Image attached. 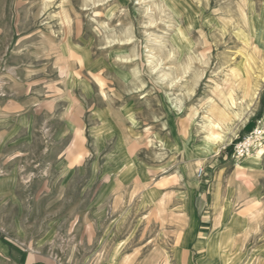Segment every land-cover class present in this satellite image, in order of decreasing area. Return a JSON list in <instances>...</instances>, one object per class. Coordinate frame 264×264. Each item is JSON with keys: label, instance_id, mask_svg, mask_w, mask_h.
<instances>
[{"label": "rangeland", "instance_id": "rangeland-1", "mask_svg": "<svg viewBox=\"0 0 264 264\" xmlns=\"http://www.w3.org/2000/svg\"><path fill=\"white\" fill-rule=\"evenodd\" d=\"M176 2L180 4L0 0V102L15 100L25 106L28 98L41 132L62 128L58 111L66 110L67 138L36 139V147L44 142L51 152L36 155L32 170H26V156H19L16 176L21 182L12 187L17 201H0L2 236L17 235L26 243L47 236L38 250L47 264H99L112 253L116 264H172L170 249L186 226L175 197L186 183L194 195L208 193L214 184L171 182L179 179L176 164L200 156L193 176L183 179H203L206 162L229 160L249 124L264 123V90L258 88L253 98L254 82L264 73V43L256 42L264 36L255 33L264 26L246 17V10L227 6L217 12L212 26L192 31L196 12L186 5L177 10ZM66 38L77 44L97 41L102 61L97 75L87 74L79 57L59 55ZM123 45L125 55L113 56V49ZM74 82L91 85L93 96L83 95L78 87L74 90ZM130 94L142 102V117L132 124L135 130L104 140L115 133L107 122L96 130V142L91 99L100 108L116 109ZM230 97L236 105L225 109ZM208 118L219 128L204 130ZM117 124L128 128L120 117ZM168 132L178 149L160 139ZM206 133L219 137L210 152ZM262 146L253 156L263 155L264 142ZM60 148L62 153L56 155ZM60 162L66 167H57ZM133 167L136 174L121 181L125 169ZM146 189L151 192L146 194H156L148 203L141 198ZM244 206L237 202L233 209ZM220 228L205 239V255L230 264V252L219 244L224 239L231 246L232 237L220 240Z\"/></svg>", "mask_w": 264, "mask_h": 264}, {"label": "crops", "instance_id": "crops-1", "mask_svg": "<svg viewBox=\"0 0 264 264\" xmlns=\"http://www.w3.org/2000/svg\"><path fill=\"white\" fill-rule=\"evenodd\" d=\"M177 1H180V4L176 2L180 6L176 8L177 10L186 5L196 12L197 24L189 29L192 31L197 27L212 26L217 20V12L224 10L227 6L231 8L239 7L246 10V17L250 16L251 19L259 21L264 26V0ZM116 5L122 4L119 1ZM1 27L0 33L2 32ZM260 33L264 36V30H257L255 35H259ZM246 37L248 40L255 42L250 34ZM256 42L257 44L264 43V41H259L258 39H256ZM58 51L61 57H79L82 68L91 76L97 75L99 69L102 67V61L98 54V44L95 40L77 44L71 39L66 38L64 43L59 46ZM126 51L127 49L123 45V47L113 49L112 55L122 56L125 55ZM254 84H256V88L254 87L256 90L258 88L264 90V73L260 75V78H256ZM70 87L74 90L78 87L77 89L83 95L93 96L92 86L88 83L78 85L74 82L70 84ZM91 101L90 116L96 125L93 127L94 135L92 136L96 142L98 140L95 132L105 123L111 122L115 127V133L106 136L104 140L117 139L118 136L122 138V133L126 134L129 129L132 130L135 126L132 124L138 122L140 117H142V102L135 94H130V97L117 105L116 109L100 108L93 104L95 101L92 99ZM33 107L34 104L30 103L28 98L26 99L25 106L15 100H8L5 103L0 102V145L2 153L0 155L2 156L0 160L1 202L8 201L14 203L17 201L12 187L14 182H21L16 176L19 156H26V170H32L36 155L44 156L51 152V146L49 144L45 145L44 142H38L37 144L39 145L36 147V139L44 140L47 137L67 138L66 131L64 130V128L67 129L65 109L62 108L58 111V122L62 123V128L56 130L58 126H54L55 128L52 127L53 130L41 132V130H36L35 119L38 113ZM61 110L63 111L61 112ZM117 117L125 119L128 128L119 126L117 124ZM262 118H264V114ZM165 122L167 125L168 122ZM253 127L254 124L250 123L249 130ZM171 137V134L168 132L167 136L161 135L160 139L170 149H178L172 142ZM116 149L117 147H115ZM182 149L189 156L193 155L192 151L188 148L183 147ZM54 153L56 155L61 154L62 148ZM124 153L126 155L125 149ZM185 159V163L180 165L177 163L174 168L176 171L175 176L179 179H172L170 180L171 182H214V184H212L208 193L194 195L192 186L190 183H186L184 192L175 197L180 206L181 213L185 217L186 226L179 235L177 242L170 249L172 264H219L214 259L205 255V239L215 234L220 226V240L226 236L232 237L231 246H226L224 239L222 245L219 244V249L230 252L228 256L230 264H264V153L260 157L251 156L243 158L238 164L231 157L229 160H225L223 157L221 163H218L217 159L213 163L206 162L204 164L203 179L199 180H195L194 178L184 180L183 177L184 175H190L195 166V161L201 160L200 156L185 157ZM46 165L50 166L48 163ZM62 165L66 167L61 162L57 163L56 166L60 167ZM136 172L135 167L127 168L123 175L120 176V180L126 181L129 177L136 174ZM190 176H193V174ZM30 181L27 180L26 182ZM153 189L157 192L156 188L153 187ZM146 193L151 192L146 189L142 193V202H151L154 196L156 197V194ZM237 202H243L245 204L244 209L234 210L233 207ZM225 204L228 205V210L224 212L222 208ZM251 206L255 209H250ZM223 219L224 221H222ZM47 240V236L44 235L26 243L20 240L17 235L16 238H5L0 231V264H47L44 256L38 251ZM114 256V253L109 254L99 264H116Z\"/></svg>", "mask_w": 264, "mask_h": 264}, {"label": "built area", "instance_id": "built-area-1", "mask_svg": "<svg viewBox=\"0 0 264 264\" xmlns=\"http://www.w3.org/2000/svg\"><path fill=\"white\" fill-rule=\"evenodd\" d=\"M264 142V123L259 121L251 130L243 134L234 143L231 157L234 160L246 158L249 154L258 149ZM202 174V168L199 169V176Z\"/></svg>", "mask_w": 264, "mask_h": 264}, {"label": "bare ground", "instance_id": "bare-ground-1", "mask_svg": "<svg viewBox=\"0 0 264 264\" xmlns=\"http://www.w3.org/2000/svg\"><path fill=\"white\" fill-rule=\"evenodd\" d=\"M145 1V0H144ZM170 54V53H169ZM149 62H151V61H149ZM198 79V78H197ZM258 87V86H257ZM256 88V87H255ZM254 88V93H253V98L254 97H256L257 96V93L258 92H256L257 90ZM191 91V90H190ZM259 91V90H258ZM192 92H193V90H192ZM257 98V97H256ZM228 100V99H227ZM236 105V102L233 100V98L232 97H230V99H229V101L225 104V109H228L229 107H232V106H235ZM238 105H239V103H238ZM250 106V105H249ZM221 111H223L224 109H220ZM213 119L212 118H208V120L206 121V124H205V127H203V129L204 130H206L208 127H217V128H219V125L218 124H216V123H213V121H212ZM205 140H206V150H208L209 152L210 151H212V149H211V146H212V144L214 143V142H216V140H219V137H213V135H209V133H206V137H205ZM209 144V145H208ZM263 148V146L262 145H260V147L258 148V149H255L254 150V152L253 153H251V154H249L246 158H248V157H251V156H253V155H256V154H258L260 151H261V149ZM242 160V159H241ZM241 160H236L237 162L236 163H238V162H240Z\"/></svg>", "mask_w": 264, "mask_h": 264}]
</instances>
